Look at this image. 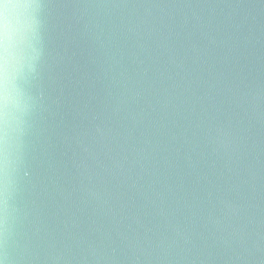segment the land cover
<instances>
[{
	"label": "water",
	"instance_id": "obj_1",
	"mask_svg": "<svg viewBox=\"0 0 264 264\" xmlns=\"http://www.w3.org/2000/svg\"><path fill=\"white\" fill-rule=\"evenodd\" d=\"M0 264H264V0H0Z\"/></svg>",
	"mask_w": 264,
	"mask_h": 264
}]
</instances>
